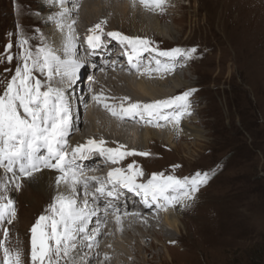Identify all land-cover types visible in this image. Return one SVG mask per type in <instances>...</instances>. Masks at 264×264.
Returning <instances> with one entry per match:
<instances>
[{
	"label": "rangeland",
	"instance_id": "obj_1",
	"mask_svg": "<svg viewBox=\"0 0 264 264\" xmlns=\"http://www.w3.org/2000/svg\"><path fill=\"white\" fill-rule=\"evenodd\" d=\"M120 1L125 5L120 9L119 26L124 27L128 34L147 37L161 51L197 47L198 51L191 60L189 70H180L191 85L182 87L178 95L195 90L189 101L195 107L193 117L199 122L206 138L200 140L201 146L196 147L195 153L190 152L186 145L194 141L180 138L178 148L165 151L169 152L167 156L171 160L167 161L164 157L157 163L164 168L167 163L177 161V165L169 168L168 173L163 170L165 175L181 170L185 172L182 175L184 178L197 172H207L210 174L209 183L214 181L206 194L203 192V197L199 198V204L193 207L190 202L187 206L190 207L188 214H185L186 228L176 232L165 221H161L164 231H158V234H162V242L156 243V247L152 249L153 239L148 237L147 241H141L150 250L146 248L147 252L141 251L140 258L132 254L135 258H132L131 264H137V259L143 260L144 264H264V0H169L164 5L163 12L145 7L150 13L157 11L162 22L175 24L178 33L173 37L158 36L151 30L144 35V31L133 27L130 22L133 20L129 19L130 15L133 17L131 1ZM50 2L0 0V56L7 54L6 45L11 43L10 53L14 57L11 63L6 60L0 62V95L15 74L19 54L24 50L19 44L21 38L27 40L24 47L35 53L43 46L48 35L35 33L38 20L42 17L27 8L35 9L37 6L36 9L42 11ZM70 7L71 4L67 6V10ZM24 10L26 18L23 17ZM93 19L96 20L95 17ZM20 21L24 23L23 27ZM178 59L184 60L182 57L177 58V61ZM40 73L38 70L34 72V78L46 85L47 80ZM78 85L87 89L84 76ZM118 88L140 92L138 81H134L131 86L119 84ZM83 98L84 101L79 104L81 112L86 102V98ZM88 104L92 105L90 101ZM98 106L93 111L90 109L85 112L86 119L82 118L84 126L87 114L92 112L95 117ZM128 137L132 138L131 142L139 141V137ZM99 159L103 179L108 178L111 163L101 154L96 157V160ZM2 170L0 168V176ZM2 180H6L4 176L0 178V182ZM6 183L8 184L7 180ZM32 184L33 182L30 184L31 188L17 190L18 196L15 198L13 185L8 188L7 195L14 198L18 205V217L11 224L8 240L23 241L20 236L31 240V228L41 212L45 211V216L51 215L48 209L52 203L51 196L43 194L38 197L39 191ZM202 190L203 188H199L198 191ZM210 191H216L215 195L208 194ZM2 192L1 188L0 193ZM23 194L37 198V201L29 204ZM46 202L47 207L44 206ZM97 207L92 210V215L102 219ZM160 218L163 219L162 216ZM93 228L89 227L88 235L93 234ZM120 236L123 241L125 236ZM172 240L177 242L168 244ZM14 242L15 240L11 248ZM164 244L171 248L170 255L165 252ZM30 248L29 243L24 247L25 250ZM113 248L115 247H109L116 254ZM19 249L22 251V247ZM26 260L27 264H31L30 253Z\"/></svg>",
	"mask_w": 264,
	"mask_h": 264
},
{
	"label": "bare ground",
	"instance_id": "obj_2",
	"mask_svg": "<svg viewBox=\"0 0 264 264\" xmlns=\"http://www.w3.org/2000/svg\"><path fill=\"white\" fill-rule=\"evenodd\" d=\"M47 1L51 2L49 5H45L42 11L37 10V6L35 9H33V7L27 8L30 12L40 14L42 17L38 20L35 27V33L40 35L48 34L45 37L46 39L43 41L44 44L42 47H50L54 49L62 59H67L68 54L64 51L69 35V29L67 26L75 21L72 25L74 29L73 35L75 36V54L73 58L82 63V69L89 65V61L95 63L93 69H97L98 67L101 69L100 72H94L96 80L91 84V88L96 94L91 95V92L89 91L83 92L81 85L68 87L67 91H70V93L65 91L71 109V127L67 136V140L70 139L68 140L70 148L76 147L79 144H86L89 139H93L97 142L100 140L105 141L103 146L106 148H117L119 145H124L125 147L121 149V151L134 150L136 153H149L147 156L138 154L126 156L118 163H112L105 157L106 161L111 163L109 172H111L114 168L127 170L129 164L138 166L143 171V175L136 178L137 183H146L151 178L152 174H164L163 170L168 173L169 168H174L177 165V161H174L173 163H167V165L162 168V164L157 163V161L164 157L167 161L171 160L167 156L169 155V152L165 153V151H171L172 148H178L177 145L180 138L186 139L187 141L193 140L194 142L187 143L186 145L190 152L195 153L196 147H199V145L201 146L202 142H200V140L202 141V139H205L206 135H204V131L199 127V122H197L195 117H193L195 107L191 103V114L182 117L177 127H174L172 123H166L162 119L158 122L154 121L153 123L141 120L139 116L135 119L128 116L124 119H120L111 115V113L104 106L105 104H108L109 106L118 107L121 103L127 106L129 103L136 102L147 104L156 100H164L177 96L180 90L191 85L185 80V77L187 76H184L180 70L181 68L189 70L188 68L190 67L192 59H178L179 61H176L175 69L171 72L153 71L148 73L145 71L146 68H156L154 59H160L162 63L167 62V58L159 57L158 52L151 51L152 48H156L158 51L161 50L150 43L149 51H145L140 54L139 71H137V69L134 68L129 61L126 62L125 60L114 58L117 60L114 63L110 62L108 58L113 57L112 52L114 54L116 48L121 46L122 43L118 39L108 36L107 33L119 32L125 36L137 37L128 34L124 27L119 26L120 9H122V5H125L124 3L122 4L123 1L97 0V2H95L96 0H64V8L67 9L69 4H71V7L63 18L59 16V13L62 11L60 0ZM130 1L133 5L131 12L133 17H131V15L129 17V19L133 18V20L130 22H132L133 27L139 29L140 31H144V35L148 30L153 31V34H157L162 37H173L177 35L178 29L174 23L170 25L169 23L162 22L160 14H158L157 11L150 13V11L147 10L141 3V0ZM168 1L169 0H167V2ZM23 17L26 18L25 10L23 11ZM94 17L96 20L93 19ZM91 18L93 20H91ZM27 20H29L28 17ZM102 21L107 22L102 25L103 33L101 34V46L96 49H92L87 43V36L90 35L89 29ZM58 22H62L64 24L63 31H61L58 27ZM23 25L24 23L22 22L21 26L23 27ZM81 29H83L84 34L79 39L78 36H80V34L77 33L81 32ZM140 38L147 39V37L143 36H140ZM147 40L150 41L149 39ZM83 54H86L87 57H84ZM39 75H43L47 80V73H40ZM66 80V78L62 79L60 76H53L51 84L53 87H59L62 86ZM134 81H138L140 92L138 90L127 91L122 88H118V85L122 83L127 86H131ZM69 94L70 96H68ZM96 96H100L102 102H97L94 98ZM83 97L86 98V102L84 104L85 107L81 112L79 104H82L84 101ZM125 97L128 99L125 100ZM89 101L92 105L88 104ZM96 106H98L96 116L93 117L92 112L88 113L87 123L84 126L82 118H85V112L90 109L93 111L94 108H97ZM169 111L171 110L166 109L165 114ZM157 123L161 126H156ZM95 130H97V132ZM69 136H71V138H69ZM126 136H131L135 139L139 137L140 142L138 140L136 143L131 142L132 138L130 139L128 137L125 139ZM155 139H157L158 142ZM138 143H140L141 147H138L140 145L137 146ZM226 144L227 143H225V145ZM98 154H100L98 150H93L85 152L82 157L77 158L74 170L81 182L75 185L74 198L77 200L79 207H84V202L87 200V207L91 211L95 208V204H100L107 208V212L105 211L106 213H103L102 211V219L94 218L93 215L90 216L86 232L81 234L76 242L77 248L72 253L71 264H112V262L117 264H131L132 258H135L132 254L135 255L136 258H140L141 251L147 252L146 248L150 250V248L143 245L141 241H147L149 238L153 239L154 241L151 244L152 249L153 247H156V243L162 242L163 236L162 234H158V231H164L161 221H165V224L168 227H172L176 232L181 231V228L185 229V214H188V208L199 204L200 202H198V200L203 197V192L206 194V190L212 186L211 183L214 182L212 181L209 183L208 180L206 184L202 185V187L200 186L199 188H203V190L196 192L194 198L187 202V206L191 202L189 207L182 203L165 205L162 207L160 204H163V201L158 204L157 202L152 201L150 197L148 198V204L146 205L144 203L143 194H137V192L130 191L119 184L116 185L117 195L109 197L106 194L101 195L96 192V189L100 187L101 184L106 186L107 191H111L113 189V185L110 182L107 183V181H109V176L108 178L103 179V168L102 166H99L101 160H96ZM154 167L161 169H153ZM2 172L3 173L0 178L3 176L5 177L8 182V188L12 187V185L14 187V198L18 196L17 189L15 188L16 183H20L21 185L18 190H25L31 188L30 184L33 182L36 188L35 186L33 187L39 191L37 195L38 197L43 196V194L49 197L51 196L52 203L50 205L55 202V198L58 194L68 196L73 193L71 177H68L66 182L61 181L60 184H57V178L62 175L57 169H42L41 172L35 174V178L31 180L26 177H22L18 171L17 177H21L19 180L14 178L12 173H5L4 169ZM184 173L185 172L181 170H175L172 175L182 179V175ZM93 176L98 178V182L89 179L88 187L85 189L83 184L84 179ZM6 180H2L0 183H6ZM22 180L24 182H22ZM86 191L88 193L87 196H85ZM215 192L216 191H210L208 194L214 196ZM26 195L27 194H23L22 196L27 198L26 200L29 204L37 201V198L26 197ZM14 198L12 199L14 200ZM14 202L17 218L18 205L15 200ZM44 206L47 207V202ZM44 214L45 211H42L38 218ZM117 216L120 217L119 222L116 219ZM160 216L163 217L162 220ZM159 218L160 220L158 222ZM141 224L143 225L140 226ZM90 226L94 227V232L93 234L88 235ZM6 227L9 229L10 234L12 226L6 223H0V239H3V229ZM19 231L20 229L18 232ZM85 234L86 236H89L90 239L89 237L84 238L83 236ZM119 234L125 236L123 241ZM20 238L24 242L19 239H14L15 242L13 244V248L22 247L24 264H27L28 261L26 260V257L29 253H31V248L30 250H25L24 247L27 243H29L31 247V240L22 236H20ZM14 240H8L6 246L11 247ZM174 242L177 241L172 240L169 241L168 244H173ZM116 244H118V246ZM168 244H164V247L167 255H170L171 248ZM89 245L91 246L89 247ZM109 247H115L113 249H115L116 254L112 253ZM1 261H3L2 250H0V263ZM97 261L99 262L97 263ZM142 261L137 259V264H144ZM60 264H64V260H61Z\"/></svg>",
	"mask_w": 264,
	"mask_h": 264
},
{
	"label": "snow or ice",
	"instance_id": "obj_3",
	"mask_svg": "<svg viewBox=\"0 0 264 264\" xmlns=\"http://www.w3.org/2000/svg\"><path fill=\"white\" fill-rule=\"evenodd\" d=\"M167 0H141L145 7L153 10L164 11ZM62 11L59 16L63 18L68 10L64 8V0H60ZM55 19V18H53ZM107 21H102L89 29L87 43L92 49L101 46L102 25ZM72 24L67 27L69 35L64 51L68 54L67 59H62L57 52L50 47H42L33 53L25 48L27 40L21 38L19 41L23 52L19 54V63L15 68V74L7 82L3 94L0 95V168L5 173H12V176L19 180L17 171L28 179L35 178V174L42 169H57L61 176L57 178V184L67 181L71 177L73 193L65 196L58 194L55 202L49 206L51 215H42L31 228V264H71L72 253L77 248V240L81 234L86 232L90 216L94 214L87 207V200L84 207H79L75 197V185L80 183V179L74 170V165L78 157H82L85 152L98 150L107 160L118 163L126 156L142 155L149 153H136L132 151H121L125 146L119 145L117 148H106L105 141L99 142L89 139L86 144H79L70 148L67 136L71 127V109L63 86L53 87L51 81L53 76H60L67 79V86L71 87L78 78L82 63L74 59L75 36ZM58 27L63 31L64 24L58 22ZM108 36L118 39L121 43H126L131 47L132 54L129 62L132 63L133 56L136 62L132 66L139 71V57L142 52L149 51L150 41L140 37H129L119 32H109ZM12 44L6 45L5 56H0V62L6 60L11 63L14 59L10 53ZM152 52H158L159 57L167 58L166 63L160 59L155 60L156 68H146L145 71L151 73L171 72L176 67L177 58L192 59L196 53V48L183 49L173 48L170 50L158 51L156 48ZM47 73L48 83L42 85L41 80L34 78V72ZM6 71H8L6 69ZM195 90H189L181 95L170 97L164 100H156L151 103L142 104L139 102L129 103L125 106L121 103L117 106L105 104V108L111 115L124 119L126 116L135 119L137 116L148 123L164 120L177 127L185 115H190L191 104L189 97ZM97 102H102L100 96L94 97ZM125 100L128 98L125 97ZM171 110L165 114V110ZM156 126H161L158 123ZM43 150V151H42ZM143 171L134 164H129L127 170L114 168L109 172V182L113 185L111 191L106 190V186L101 184L96 192L109 197L116 196V185L119 184L130 191L143 194L144 203L148 204V198L160 204L175 205L182 203L187 206V202L192 200L201 185L210 179V174L197 172L191 177L178 178L173 175L165 176L163 173H154L146 183H137L136 178L142 176ZM98 182L97 177L85 178L83 181L85 189L88 187V180ZM20 183L15 184L18 190ZM3 192L0 193V223L11 225L16 218V208L14 200L7 195V183L0 184ZM87 191L85 196H87ZM119 222L120 217H116ZM9 239V229H3V239H0V250L3 251L2 264H24L23 252L17 248L7 245ZM94 239V237H93ZM91 245H89L90 247ZM68 258V259H65Z\"/></svg>",
	"mask_w": 264,
	"mask_h": 264
}]
</instances>
